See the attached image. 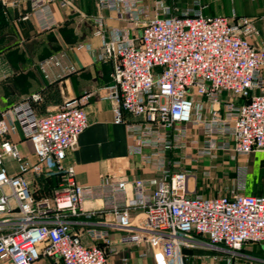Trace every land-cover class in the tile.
<instances>
[{"label":"built area","instance_id":"built-area-1","mask_svg":"<svg viewBox=\"0 0 264 264\" xmlns=\"http://www.w3.org/2000/svg\"><path fill=\"white\" fill-rule=\"evenodd\" d=\"M144 1L97 0L93 20L100 33L105 11L141 25L135 39L113 30L98 58L113 63L108 98L116 123L126 126L130 154L158 177L112 174L97 186L78 183L75 166L66 160L89 126L87 97L68 99L42 116L28 105L0 111V261L108 264L107 230L89 232L104 246L86 245L71 230V218L97 215L83 209L95 199L104 200L117 218L121 241L147 244L157 264H185L184 251L201 247L236 256L247 244L264 245V196L245 193L246 166L238 167L226 194L206 196L197 185L189 186L202 165L210 176L224 157L264 152V42H251L254 20L206 15L203 0H193L185 10L158 0L151 15ZM57 2L67 4L0 0L13 8L29 3L35 14L47 13ZM51 63L60 66L55 59L45 61L43 72ZM12 113L35 147V161L7 138L16 131ZM7 158L17 163L16 175L9 174ZM53 176L60 178L59 187L51 198L38 199L34 183Z\"/></svg>","mask_w":264,"mask_h":264},{"label":"crops","instance_id":"crops-1","mask_svg":"<svg viewBox=\"0 0 264 264\" xmlns=\"http://www.w3.org/2000/svg\"><path fill=\"white\" fill-rule=\"evenodd\" d=\"M65 1L66 6L57 2L42 14L33 13L29 3L19 8L0 3V111L10 112L18 105H28L36 116H42L68 99L87 97L84 106L89 126L66 160V165L75 166L78 183L97 186L112 174L121 178H157L152 167L144 166L138 156L130 154L126 126L116 123L113 101L108 98L114 84L113 63L98 58L103 42L111 38L113 30H122L128 39H135L141 32V25L121 20L115 11H105L104 30L100 33L93 20L99 14L97 0ZM156 1H144L151 15L155 14ZM164 1L170 5L176 2L181 10L193 6V0ZM203 5L206 15L253 19L256 34L251 42L255 45L264 42V0H203ZM51 59L57 60L60 66L51 63L43 72L41 63ZM11 116L15 120L13 113ZM15 124L16 131L10 132L7 138L18 145L22 156L35 161V147L24 136L20 123L16 121ZM228 163H233L235 179L238 167H247L246 194L264 196V152L230 159ZM217 164V171H220L224 159ZM6 168L10 175H16L17 163L13 159H6ZM47 181V177L36 180L33 185L36 197L45 193ZM195 185L193 181L189 184L191 189ZM83 209L85 213L97 215L71 218V230L80 235L86 245H102L89 232L107 230L108 247L112 250L108 264H157L147 244L121 241L124 232L115 226L117 218L106 209L104 200L86 201ZM206 250L214 252L213 257L221 260V264H264L262 244H247L236 256L220 249ZM189 251H184L185 264L190 263ZM0 264L13 263L6 260ZM37 264L62 263L42 258Z\"/></svg>","mask_w":264,"mask_h":264},{"label":"rangeland","instance_id":"rangeland-1","mask_svg":"<svg viewBox=\"0 0 264 264\" xmlns=\"http://www.w3.org/2000/svg\"><path fill=\"white\" fill-rule=\"evenodd\" d=\"M230 160L229 157H224V166L220 169V171L213 172L210 176L204 175V170L208 166L202 165L197 168L195 173H197L198 177L196 182H194L200 192H202L206 196H212L216 194H226L232 190L235 178H234V167L231 166L233 163H228ZM199 169V170H198ZM53 196L52 190H47L43 195L38 196V199L41 198H51ZM206 249L207 247H201L199 250L193 251L190 250L187 253V256L190 257L189 264H221V260L214 258V252H209ZM188 251V250H187ZM217 260H214V259Z\"/></svg>","mask_w":264,"mask_h":264},{"label":"trees","instance_id":"trees-1","mask_svg":"<svg viewBox=\"0 0 264 264\" xmlns=\"http://www.w3.org/2000/svg\"><path fill=\"white\" fill-rule=\"evenodd\" d=\"M46 189L52 190L53 192L59 187L60 178L58 176L47 177Z\"/></svg>","mask_w":264,"mask_h":264}]
</instances>
